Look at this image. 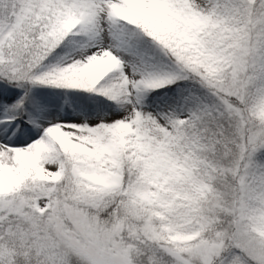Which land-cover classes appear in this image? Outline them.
<instances>
[{
    "label": "snow or ice",
    "instance_id": "1",
    "mask_svg": "<svg viewBox=\"0 0 264 264\" xmlns=\"http://www.w3.org/2000/svg\"><path fill=\"white\" fill-rule=\"evenodd\" d=\"M0 264H264V0H0Z\"/></svg>",
    "mask_w": 264,
    "mask_h": 264
}]
</instances>
